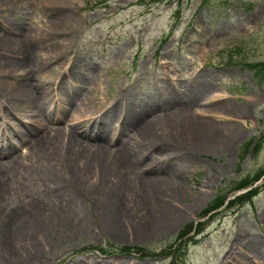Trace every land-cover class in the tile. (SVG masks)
I'll use <instances>...</instances> for the list:
<instances>
[{"label": "rangeland", "instance_id": "obj_1", "mask_svg": "<svg viewBox=\"0 0 264 264\" xmlns=\"http://www.w3.org/2000/svg\"><path fill=\"white\" fill-rule=\"evenodd\" d=\"M244 2L253 8H242ZM1 39H17L36 59L0 46V223L15 215L0 226V241L19 244L15 223L42 218L50 230L33 228L31 237L39 246L44 241L46 252L28 264H173L158 253L190 225L203 224L205 231L188 235L179 254L173 249L176 264H264V181L252 203L207 215L264 168V85L249 68L264 63V0H211L203 7L202 0H0ZM12 61L24 63L25 72L13 71ZM81 99L86 106L73 111ZM198 121L222 132L224 143L188 153L201 149L177 139L178 129L197 128ZM101 123L110 124L101 145L119 162L106 157L113 171L105 183L93 170L83 172L85 160L69 150L67 135H56L62 130L79 144L98 145ZM149 123L155 133L141 138L139 128ZM28 127L53 136L51 151L31 147ZM62 164L85 174L80 186ZM119 181L123 189L113 186ZM158 183L170 189L168 197H158ZM139 191L170 216L182 211V219L134 234V220L149 223L158 211L144 206ZM105 202L121 219L118 234L98 213ZM103 246L107 255L93 250ZM125 247L145 258L113 253Z\"/></svg>", "mask_w": 264, "mask_h": 264}, {"label": "bare ground", "instance_id": "obj_2", "mask_svg": "<svg viewBox=\"0 0 264 264\" xmlns=\"http://www.w3.org/2000/svg\"><path fill=\"white\" fill-rule=\"evenodd\" d=\"M6 46L11 48L12 50H14L16 52L17 55H20V57H23L26 59L31 58V62L34 61V59H36V53H34L33 49L29 50V47L27 46H23L17 39H12L11 41H6V39H1L0 40V46ZM10 50V51H12ZM9 66H11L12 70L15 72H25V64L24 63H18V62H11L8 63ZM6 66L7 68H9V66ZM28 68L30 69V64L28 66ZM26 75H31L30 73L26 74ZM29 85V84H28ZM27 85L24 86V88H26ZM22 88V87H19ZM78 101L76 99V97L74 98H70L66 104V108L67 110H65L63 112V116L65 118L66 113L69 112L70 107L75 104V102ZM77 104V103H76ZM82 106H86V101H83L82 99L79 101V103L77 104V106L73 107V111L76 109L75 112H79L82 108ZM65 108V107H64ZM62 114V112H61ZM60 114V115H61ZM58 119H63V117L59 116ZM35 121V119L32 118V121ZM153 123L156 125L157 122ZM153 123H149L147 125H144L142 127L139 128L137 135H139L141 138H150V136H152V134H154L155 132L152 130L153 127H151V125ZM138 124V123H137ZM77 124L74 126V128H76V130L81 129V127H79ZM99 130L100 134L97 133L94 137V139L97 141L98 145H89V146H85L84 144H79L75 139H71L73 136L71 133L65 134L62 130H58L56 131V135L58 137H62L63 135H67L69 137V150H71V152L75 155V157H78L79 159L85 160V166L83 169V172L87 175L90 174L91 171L93 170L92 173L94 174V176L96 177L97 180H100L101 182H106V180L109 178V175L111 174V172L113 171V165L110 164L109 160L106 157H113L117 162V158H116V153L112 152L111 150H109L105 144H103V142L105 143V140L107 139V134L109 131V125L108 123H101L99 124ZM208 124H201L199 121L198 123H194V127H201L200 129L197 128H193V127H186V128H179L178 129V135H180L181 137L178 136L175 137L177 139H188V140H192V142L196 145H199V148L203 151H199L198 148L194 149V148H189L187 150L188 153L190 152H194V153H203L205 151H207V149H211L214 148L217 145H220L221 143H224L223 140V133L220 131H215L214 129H210L208 128V126H206ZM97 126V123H96ZM184 126V125H183ZM156 131V130H155ZM171 132V131H170ZM173 133V132H171ZM55 135V136H56ZM177 135V134H176ZM27 138L30 139L31 141V147L33 149L36 150H40L42 153L47 151H51L50 150V146H52V141L51 139L53 138V136H51L50 133H41L39 131H37L36 128L34 127H28L25 129V135ZM184 139V140H185ZM21 141V140H20ZM180 141V140H179ZM177 141V142H179ZM176 142V141H174ZM109 143V141H108ZM222 146H225V144H223ZM169 147V146H168ZM9 148L12 150V148L9 145ZM171 148V147H169ZM56 148L54 147L52 149V153H58V149L55 150ZM61 153H62V148H61ZM61 156L67 161L69 159V153L63 152L61 154ZM185 156V155H184ZM182 156V157H184ZM20 156H17L14 161H17L19 159ZM20 161L14 162L15 164H18ZM117 162L114 161V163L117 164ZM119 163V162H118ZM90 165V166H89ZM68 167V169H67ZM92 167V168H91ZM112 167V168H111ZM91 168V169H90ZM61 169L64 170V172H66L70 178L72 180H74V182H76V185L80 186V182L79 180H83L84 179V175L81 173V171L78 168H75L73 164H68V166H64L63 164L61 165ZM112 169V170H111ZM72 170V171H71ZM63 172V171H62ZM77 178H74V177ZM81 180V181H82ZM87 184L83 185L84 188ZM119 189H123L124 186V182L123 181H119L118 184L113 185ZM104 188H109L108 185L106 184V186ZM156 188H158L159 192H158V197L159 198H165L168 197L170 192V189L165 188L164 184H159L158 186H156ZM103 191V190H102ZM134 194H135V190ZM139 197L138 199L140 201L143 202L144 206L145 205H151L153 204V206H156L158 208V211H156V215H152L151 216V221L149 223H147V220L145 219L144 222L141 221H136L134 220V230L133 233L134 234H138V235H147L148 233H156L162 229H166L169 226V223L172 222V220L177 219L179 220L180 218L182 219L183 217V213H179L177 217L175 216H170L169 213H167V211L163 210L164 209V205L161 203H158V201H152L151 199L147 198L144 194L140 193L139 191ZM93 194H91L92 196ZM98 195V194H97ZM108 196V194H106ZM104 193V196L107 197ZM154 202V203H153ZM195 203V202H194ZM105 204L108 206L107 209H104V205L102 204L101 208L98 207V213L104 217V219L107 221H112L113 225H114V232H116L117 234L122 231L121 228V224L119 220V218L117 217V215H115L114 210H116L114 208V205H109L107 202H105ZM75 208L81 209V206L79 204V202H77L74 206ZM145 208V207H144ZM104 211V212H100ZM163 211V212H162ZM185 211V210H184ZM18 215V214H17ZM24 215V214H22ZM20 215V216H22ZM25 216V215H24ZM109 216H112L109 218ZM12 217H15V215L13 216L12 214L7 216L6 219L3 221V223L5 225H8V222H10L9 220L12 219ZM173 217V218H172ZM35 219L33 220L32 224H30V220L28 221L27 219L23 220L20 222V224L15 223V225H18V231H17V236L18 239L20 240V243H14L11 242L8 238L6 237H1V241H0V245L2 247V252L0 255V264H22V261H26L25 264H28L29 261H33L35 259H40V255L41 254H45V243L40 242V246L37 245L36 241L33 240V238L31 237V233L32 230H35L33 228H37L38 231L47 233L50 228H51V224H47L45 223V221L42 219ZM176 220V221H177ZM3 223H0V226L3 225ZM2 229V228H1ZM6 229V228H4ZM1 231V230H0ZM2 232V231H1ZM34 233V232H33ZM39 233V232H38ZM33 236V235H32ZM16 247H20V249H16ZM44 250V251H43ZM43 251V252H42ZM249 264H256V263H249Z\"/></svg>", "mask_w": 264, "mask_h": 264}, {"label": "trees", "instance_id": "obj_3", "mask_svg": "<svg viewBox=\"0 0 264 264\" xmlns=\"http://www.w3.org/2000/svg\"><path fill=\"white\" fill-rule=\"evenodd\" d=\"M159 1V0H158ZM175 2H178V4L184 2V0H172ZM211 0H203V4L204 5H209ZM242 8L250 10L253 8V4L251 3H243V5H241ZM249 68L254 71V75L256 76V78L259 80L261 85H264V63H260V64H250ZM263 148V140L258 144V146L255 149V153L259 154L261 152ZM262 176H264V168L261 169L252 179H246L243 180L241 183H239L238 186H236L235 188L232 189L231 194L232 193H236V192H240L243 190H248L247 192L236 196L234 199H230L227 196H222L219 198L218 203L216 204V206H212L207 213H212L214 211H217L218 209H222L223 207H225L227 205L228 208H234V207H238L243 205L245 202L251 200L252 198H254L258 193H259V188L254 187L259 181H261ZM254 187V188H253ZM251 188V189H250ZM203 224H199L198 226H196L195 228H193L192 225H190L186 231L182 234L181 236V241L184 243V239L190 235L192 232H195L194 235H199L204 231V228H202ZM176 245H172L170 248H173ZM133 250L131 248L125 247L120 249V253L123 254H130ZM139 251V250H137ZM180 253V250H178V254ZM164 254H170L171 255V251L168 252H164ZM174 257V256H173ZM175 261L173 263H175L178 259V257H174Z\"/></svg>", "mask_w": 264, "mask_h": 264}]
</instances>
